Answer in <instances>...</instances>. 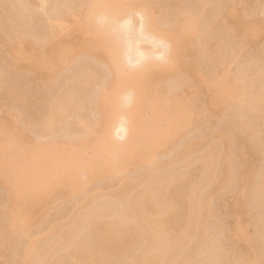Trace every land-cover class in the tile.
<instances>
[{"label": "rangeland", "instance_id": "obj_1", "mask_svg": "<svg viewBox=\"0 0 264 264\" xmlns=\"http://www.w3.org/2000/svg\"><path fill=\"white\" fill-rule=\"evenodd\" d=\"M29 1L30 8L28 10V16L30 14L32 20L27 19L25 20L27 21L26 23H20L21 21L18 23L16 16L13 17L17 12H15V10L18 9V7L17 9L15 7L17 3L13 2V0H0V115L3 116L4 126L8 128V131L4 134L6 139L5 146L14 143L17 147L31 148L35 145L36 141L45 143L50 140H55V142L58 141L57 143L49 144L41 151L42 157L40 161L43 163L47 158L59 156V154L55 152H60V141L74 142V146L75 143L79 144L83 139L89 136V126L96 122L99 117V114L97 116V108L94 102L95 96L100 88L109 85L111 81L109 80L110 76L112 79L114 78L108 73L110 71L107 70L108 68H106L103 63L89 54L78 53V47H72L73 44L77 45V38L83 36L85 39V37L87 38L88 36L78 29V24L81 19L86 16L85 14L89 5L92 3H100L103 0ZM106 1L109 7H113L116 3L120 2L135 4L134 10H131V14L128 13L127 15L130 14V16L136 19H132V21H135L134 23H136L137 26L144 24L145 12L147 14L145 17L147 18L146 21H149L153 17L149 23L152 25L153 22H160L159 25L161 24L160 26H163V28H173L172 26L177 22V17L180 16L181 12L183 14L182 16H184V13L185 15H190L189 17H192L191 20L194 21V24L192 23L195 27V29L193 28L194 32L188 33V35L186 34V38H189V41L191 40V45L189 44V46L190 49H192L191 54H186V57L184 53L181 54V51H179L180 55L179 52L175 51L162 54L165 48L163 43L166 41L162 40L163 42H161L160 40L159 42L160 36L156 37L155 35V37L152 38L149 34H146L142 36L143 39L141 37L142 41L139 40L140 43H138L143 52L150 51V53L153 54L152 57L155 58V61L153 60L154 62L160 61L166 55L169 60L166 62V69H169V72H167L169 74L167 75L171 77H169L167 81L160 79L162 82L159 81L154 84L153 87L150 86L151 84L148 85V87H152L149 91L150 94L153 95L152 100L140 106L142 113L138 114L139 119L141 116H143V119L152 118L153 116L158 117V121L160 122L159 126L161 128V139L155 143L154 141L157 137L144 134L140 127L132 128L136 133L133 132V140L123 141L124 145L120 152L118 163L115 165V163L113 164L111 162H97L94 164L92 170L88 169L91 156L89 151L83 152L74 158L72 151L73 146H65L64 149L66 151L71 148L69 150L70 153L64 152L67 154L63 161V167L58 173L64 172L61 174L64 180H68V178L71 177L76 187L71 190L66 181L53 178L50 185L44 189L41 207L32 211L31 216L25 222L23 228H19L20 226L17 225H13L12 227L4 226L8 225L6 224V213H3L6 209L5 207L7 204L5 203L8 197L6 196L7 191L5 187L0 184V225L2 226V230L4 228L3 231L0 230L3 233H0V264H34L33 262L38 258V254L35 250L37 244L40 245L41 243H45L43 246L45 250L47 248L50 250L51 247L48 246L50 242L47 241V239L52 234V228L54 226L59 227L64 225L67 227L70 222H77L78 219L82 217L80 211L84 206L90 207L93 205L98 207L99 204H101L100 201L103 202L111 198L112 195L116 193L119 194V191H122L125 187H136L139 189L148 188V193L150 195L154 193L157 194L158 186L156 180H162L171 174L173 171L172 169H174L172 165H174V162H178V154L181 153L191 141L200 139L203 140V144L206 141V145L209 139L211 140L209 142L212 145H205L208 147L207 149L211 148L213 143L218 145L223 144L222 147L224 152L222 150H220V152L218 151L219 153L216 155V161L218 162L219 159H224L226 155L228 156V153L230 154V157H227L228 163L231 161L230 164L232 166L230 170V180L227 184L222 182L219 187L213 188L211 185L208 186V188L204 186L205 189H208L205 190L201 187L202 184L204 185V176L201 174L202 167H200L201 163L203 164L205 161L199 162V160H196V162H194L191 156V158L188 157V159L190 158L188 161H193L192 164H194L193 166L191 165L192 167L190 168V171L191 169L192 171L194 170L193 174L192 171L190 172V176H192L191 179H193V182L196 180L197 183L195 184H200L199 187L203 188L202 190L200 189L201 191L199 192H202L200 195L202 199H204L205 205L203 204L200 208L204 214L203 224L204 230H206L204 232L205 235L204 233L202 234L203 230H201L202 232L199 231L200 229L197 230V232H200V234L198 233L199 236L195 238L196 244L198 240H200L198 246L196 244L192 245L195 242H188L186 246H184L185 244L181 245L182 256L179 259L180 261L178 260L177 262L179 264H198L200 262V264H209L211 260V264H240V262L248 261V258H257V260L259 259L258 264H264V187L259 189V182L261 179V174L259 173H261L263 169L262 166L264 165V101L259 105L261 107L263 106L261 109L257 106L258 104H253V106H251V103L249 105V102H246L245 105L242 102L240 104L244 95L242 91L246 92V90L249 91L251 89V93L252 88L254 90H261V88H264V86L262 87V84L259 83L264 77V0H211L212 2L210 0H208L209 2L206 0ZM147 2L151 3L147 4ZM76 6H78L79 11L74 16L73 20L71 19L67 22L65 29L61 34L59 33L60 35L56 38L62 43V48L59 50L60 52L57 51L59 52V56L69 54V57L63 62L56 61V65L58 67L60 66L61 69L53 77V81L50 84L39 83L40 81L37 82L34 80L28 65L31 60L37 59L36 56L41 57L43 56L42 54L47 51L45 41L49 34L47 27L49 24L48 22H52L56 16L59 14L62 15L64 12L67 13L69 9ZM230 6L234 8V13L237 14L238 17L249 22L252 32L256 31L251 39L248 40L243 32H240L243 36L242 34L240 35L235 31L234 27L232 28V26L225 21V14L227 13L226 11L230 10ZM141 14L144 16L141 17ZM150 16L151 18H149ZM134 23L131 25L133 28L127 27L124 29L126 26L123 27L122 24L118 27L121 30L124 29L122 32L123 35H125L126 32L128 33L126 29L130 31V29L136 27ZM141 27L143 28V26H140V28ZM138 28L139 27L135 28L137 30H134L138 32ZM119 31L118 34L120 33ZM135 31L128 33V36L125 35V38H129V35H131L133 39L135 34L138 35ZM236 32V36L238 35L237 38L234 34ZM141 35L142 34H139L138 38H140L139 36ZM16 36H21L23 38L28 37L32 42L31 44L25 45L26 48L24 46L20 52L9 53L7 49L8 45L11 43L9 41H11L13 37L16 38ZM116 36L118 39L119 36ZM232 36L235 39H232ZM131 37L126 41H130ZM152 39L156 41L155 44V41ZM128 53L131 55L129 59L132 61V63L126 66V69L129 70L131 67H134V65H137L138 61L136 62V60L142 54H138L140 56L131 54L133 53L131 49L128 50ZM179 59H181V61L185 59L186 62H194L199 71L196 72V79H192L190 73L188 74L180 68ZM84 67L87 70L88 68L90 70L92 69L91 71L97 73L98 79L93 85L90 87L88 86V91L85 90L86 93L81 95L83 97L81 98L82 103L80 99L78 103L79 108H75L77 113L70 115L67 119L53 126L46 127L44 118H46L48 114L49 98L55 95V93H58L57 91L63 86H70L68 84L73 83L76 77L78 79L82 75V71L84 72ZM199 75L201 77H199ZM211 78H214L219 84H215L216 86H214V88L212 87L210 89L211 91H209L208 88L206 89L203 87H205L204 84H206V81H209L208 79ZM245 80H247V83ZM248 80L252 81V83ZM247 84H250L249 87L252 86V88H249ZM227 85L230 86L232 92L230 96L218 95L217 92L228 87ZM244 85H246L245 88ZM201 88L204 89H202V93L203 91L205 93V90L206 93H208L206 97L212 93L210 95L211 97L214 96L219 99L216 108L214 103H211L214 107L208 103V105L204 104L207 102L208 98L205 97L206 93H201ZM138 90L141 92L143 87L138 86ZM207 90L211 93L207 92ZM195 91L200 92L196 95L193 94ZM253 91L252 93L256 92V90ZM175 93L182 94L181 98H183L185 101L184 103L187 102V104L183 103L176 112H172L169 103L171 101H169V99H171L172 95ZM126 94L127 93H124L122 95L124 100ZM191 95L198 97L191 99L193 100L190 102L192 104H189L188 100L193 98L190 97ZM183 96L189 98L186 99ZM130 104L131 103L121 105L123 116L128 114ZM238 104L240 106H238ZM186 105H188L189 108ZM247 105L250 109L247 108ZM242 107L243 109L241 110L240 108ZM245 107L247 111L253 109L251 111L255 114L251 111L248 113L244 111L246 110ZM257 108L261 110V115H258L260 114L259 111L256 113L258 110ZM254 109H256V111ZM81 120L86 122V124H84L85 126L82 125L83 123L81 124ZM120 122L127 123L133 127L132 121L129 122L122 118ZM253 124L254 126L256 125L255 127L253 126L254 128L252 127L249 129V127H247V130L240 131V129H244L246 125L251 126ZM237 125L242 126H240L239 129ZM235 132L242 133V135L238 133L240 139H238L239 135L237 134L238 136H236ZM233 134L237 137L236 139ZM229 136L231 140L234 139V142L230 140V145L225 143L226 138L228 137L227 139H229ZM120 137V135L117 136L116 134L118 140H122V137ZM223 138L225 141H223ZM221 140L225 144L221 143ZM206 147H204L202 151H204ZM219 147L222 148L221 146ZM227 150H229L228 153ZM206 151L208 150H205L203 153H206ZM220 153L221 155L226 153V155L224 154L219 158L218 156ZM220 166H222V164ZM247 167L251 175H249L247 180H243L241 171L245 170ZM39 169L40 166L35 167V170ZM219 170L221 171V169ZM220 173H218V176ZM221 177L222 176H220V178ZM187 182L188 181L184 184L187 187L184 186L186 188L184 189L185 193L181 195L182 197L180 196L181 198L178 197V199H173L172 202L169 201V205L176 208V211L179 212L175 213L174 218L176 220L178 219V223H180L179 226H182L183 229H185L187 223L184 224L183 221H185V219L182 217L188 212L190 213L191 210L188 199L189 196L185 194H189L188 191L191 192L190 189H192V185L188 182L189 187ZM114 199L115 202H113ZM126 199L127 198H125V200L124 198H111L114 204L120 202L119 204L121 206L122 203L123 206H125L124 203L127 201ZM32 200V194L27 193L24 197L25 207L31 210L34 204ZM93 202L94 204H92ZM236 210L240 212V221L245 228V236L243 238L235 237L232 233L233 231H231L233 230L231 227L233 226L234 220H236L235 217H237ZM97 216L98 217L94 215V217H90L89 222H81V229L84 232H81L83 233L81 237H83L78 239L85 240L83 242L88 240L89 242V240H91V235L93 238L91 231L95 230L94 227H99L108 219L105 216ZM179 216L181 217L179 218ZM171 219H173V217L169 218L167 222L169 225L176 223L175 219H173L174 222H171L173 221ZM85 232L90 234V236L85 234ZM76 240L77 239H75L74 242ZM193 241L194 239H192V242ZM76 242L77 244H81L78 240ZM135 245L136 247L138 246L137 244ZM48 249L46 250L47 252ZM134 249L131 251L134 252ZM54 250L52 251V256L54 255L53 261L51 260L52 264H96L86 260L78 262L70 257V253L68 255V250L67 253L64 250L65 254L64 251L58 250L57 252L59 253H57ZM48 253L51 254L50 251ZM108 258L110 257L108 256ZM108 258L107 260L104 259L110 262ZM115 258L117 259V257ZM115 258L112 260H115ZM195 259H197V261H195ZM122 260L120 259V261ZM124 261L122 262L124 263ZM114 262L116 263V260ZM118 262L117 264H121V262ZM166 263L169 264L170 262L168 263L165 261L164 264ZM178 263L175 262L174 264Z\"/></svg>", "mask_w": 264, "mask_h": 264}, {"label": "bare ground", "instance_id": "obj_2", "mask_svg": "<svg viewBox=\"0 0 264 264\" xmlns=\"http://www.w3.org/2000/svg\"><path fill=\"white\" fill-rule=\"evenodd\" d=\"M206 1L209 2L208 0ZM13 2L17 3V6L14 3L16 9L18 7L17 10L14 9L15 12L16 11L17 12L13 16V17L16 16V18L18 19L17 20L18 23L19 21H21L20 23H23V22L26 23L27 21L25 20L27 19L32 20L30 14H29L30 18L28 16V13H29L28 10L30 8L29 0H13ZM148 3H151V2H147V4ZM135 6L136 5L135 4L133 5L132 3L120 2V3H116L113 7H109L106 0H103L100 3H96V4L92 3L89 5L87 9V12L85 14L86 16L83 19H81L80 23L78 24L79 25L78 29H80L81 32H84L85 35H88L89 37L87 36V38L85 37V39L83 36L77 38L76 40L77 45L73 44L72 47H78V50H79L78 53L89 54L93 56V58L103 63L106 66V68H108L107 70L110 71V72L108 71L107 72L110 73L112 77L114 78L112 79L109 74L110 76L109 80H111L109 85L107 86L103 85L104 87L100 88V90H98L99 92L97 91L98 93L96 92L97 94L95 96L94 102H95V107L97 108L96 109L97 116L99 114V117L96 122H94L93 124L89 126V133H88L89 136L88 137L83 139L79 144L75 143L74 146H73L74 142L60 141L59 144H61L63 147L60 145L59 146V148H61L60 152H55V153H58L59 156L54 157V158H47L42 163L40 161L42 157L41 151L49 144H54V143H57L58 141L55 142V140H50L49 142H46V143L36 141L35 145L31 148L21 147V146L17 147V145L14 143L8 146H5L4 144H6V139H5L4 134L5 132L8 131V128L4 126L3 116L0 115V184H2L5 187V190L7 191L6 196L8 197L5 203L7 205L6 207L4 206L6 208V209L4 208L6 212L5 210L3 211V213H6L5 217H7L6 219L7 223L6 221L5 223L8 224V225H4L5 227L6 226L12 227L13 225H17V226H20L19 228H23L27 219L31 216L32 211L34 209H39L41 207L42 202H43L42 197L44 195V189L50 185L53 178H59L60 181L63 179L62 178L63 176L61 174H63L64 172L63 173H58V172L63 167V163H64L63 161L66 157V154L68 152L70 153L69 150L71 149L70 148L68 151H66L64 149L65 146L67 147L73 146L72 151L74 154V158L83 152L89 151L91 156H90V160L88 163V169L92 170L94 167V164L97 162L99 163L111 162L113 164L115 163V165L118 163V158L120 157V152L122 151L123 145H124L123 141L133 140L134 138L133 132L134 133L136 132L133 131L132 128L140 127L142 128V131L144 134L157 137V139L154 141L155 143H157L161 139V128L159 126L160 122L158 121V117L153 116L152 118L143 119V116H141V118L139 119L138 114L142 113L140 106L147 104L150 100H152L153 95H151L149 91L154 86V84L158 83L159 81L163 79L164 81H167V79L171 77L167 75L169 74L167 73L169 72L168 71L169 69H166V62L169 60L166 57L167 55L166 56L164 55L165 57L162 58L164 60L161 59L160 61H158L159 63L157 61L154 62L155 58L152 57L153 54H151L150 51L149 52L145 51L146 53L143 52L142 49L139 47L138 43H140L139 40L142 41L141 37L145 36L146 34H149L152 38L155 37V35L156 37L160 36L159 42L160 40L161 42H163L162 40L166 41L165 42L166 44L163 43L165 48L162 54L169 53V52L171 53L174 51L175 52L181 51V54L184 53L186 57L187 55L191 54V50H192L190 49V46H189L191 40L189 41L188 40L189 38L188 39L186 38L187 37L186 34L188 35V33L194 32V29H195L193 25L194 21L191 20L192 17H189L190 15L189 16L187 14L185 15L184 12H183L184 16H182L183 14L181 12L180 16L177 17L178 18L177 22L172 26L173 28H163V26L162 27L160 26L161 24L159 25L160 22H153V24L151 25L149 23L150 20L153 19V17L151 18V16L149 17L151 19L150 20L148 19L149 21H146L147 18L145 17L147 14L145 12L144 14L145 16L141 14L142 15L141 17L144 16V24L140 25V26H143V28L142 27L140 28V26H137L136 23H134L135 21H132V19L134 20L135 18L130 16L131 14L130 11L134 10L133 8ZM229 8L230 10H228ZM229 8L227 9L228 11H226L227 13L226 14L224 13L226 15L225 21H227L232 26V28L234 27L235 31H237L240 35L242 34L240 32H243V34H245L244 36L248 38V40L251 39V37L255 34L256 31L255 32L251 31L249 22L241 19V17H238L237 14L234 13V8L232 6H230ZM78 11H79L78 6L73 7L72 9H69L67 13L64 12L65 13V14L63 13L64 15L59 14L60 16L59 15L56 16L52 22H48L49 24L47 27L49 31V34H48L49 36L47 35L48 38L45 41L46 46H47L46 48L47 51H45L44 54H42L43 56L41 57L36 56L37 59L31 60L28 65L29 70L32 72L31 74L33 75L34 80H36L37 82L40 81L39 83L42 82V83L50 84L53 81L52 80L53 77L61 69L60 66L58 67L56 65L57 64L56 61L63 62V61H66V59L69 57V54H64L62 56H59V52H60L59 50L62 48V45H61L62 43L61 41L59 42L56 38L65 29V25L67 24V22L71 19L73 20L74 16L77 14ZM128 13L130 14L127 15ZM132 23L136 25L134 29L139 27L138 32L135 31L137 29L135 30L130 29V31L129 29L128 30L126 29V31H128V33H132L135 31L136 33H138V35L139 34H142V35L139 36L140 38H138L137 34L135 35L133 34L135 36L133 39L131 35H129L131 39L130 41L128 40L129 41L128 42L126 40L129 39L130 37L127 39L125 38L126 37L125 35L128 36V33L126 32L127 33L126 34L124 32L125 35H123L122 31L127 27L133 28V26L131 27ZM120 24H122L123 27L124 26L126 27H124V29L121 30L119 28ZM118 31L120 32L119 34H118ZM237 32L234 33L235 36ZM116 35L119 36L118 39ZM237 37L238 35L236 36V38ZM95 38H96V41H95ZM184 38H186L187 40ZM233 38L234 37L232 36V39ZM9 42L11 43L8 45L7 49L9 53H13V52H20L21 49L25 45L31 44L32 41L28 37L23 38L21 36H16V38L13 37V39H11V41ZM155 43L156 41L154 42V44ZM129 49L133 51V53L131 54H137V55L142 54V55L141 56L138 55L140 57L136 55L138 57L136 62L138 61L139 64L137 63L136 66L134 65V67H131L128 70L126 69V66H128L129 63H132V61H130L131 59H129L130 58L129 56H131L129 54L131 51L128 53ZM179 55H180V52H179ZM168 58H169V55H168ZM179 62H180L179 63L180 68L183 71H186L188 74L190 73L191 74L190 76L192 77V79H196V72H199V71H198V67L194 64V62L193 63L188 62V61L186 62L185 59H183L182 61L181 59H179ZM83 70L84 72L82 71L81 73L82 75L80 77L78 76L79 77L78 79L76 77L75 78L76 80L73 83H71L70 81L72 85L68 84L70 86H63L64 87V88L62 87L63 89L60 88L59 91H57L58 93H55V95L52 94L53 96L51 95L52 97L49 98V101H48L49 110H47L48 114L46 115V118H44L46 127L53 126L59 123L60 121L67 119L70 115L77 113L75 111V108L76 109L79 108L78 103L80 102V99L83 98L81 95H83V93H86L85 90L88 91L87 90L88 86L90 87L91 85H93L94 82L97 81L98 79L96 75L97 73H95L94 71H91L92 69L90 70L88 68L87 70L84 67ZM246 70H247V67H246ZM199 77L201 76L199 75ZM208 80L209 81H206V84H204L205 87L203 88H206V89L208 88L209 91H211L210 89L212 87L214 88V86L219 84L216 82L214 78L213 79L211 78ZM246 81L247 80H245V82ZM260 81L261 82L259 83H261L263 87L264 77ZM250 82L252 83V81ZM250 84L249 85L247 84V86L249 87ZM148 85L152 87L150 88L148 87ZM138 86L143 87V90L141 92H140L141 89L138 90ZM227 86L228 87H225L224 89L218 91L217 94L225 95L226 97H229L230 93L232 92L230 90V86L229 85ZM245 87L246 85H244V88ZM203 88H201V93H202ZM249 88H252V86ZM262 89L264 88H261V90L258 89L259 91L255 89L256 92H254L255 90L252 88V91L254 90L253 91L254 93H252V91L250 93L251 89L249 91L246 90V92L242 91L244 95H243L242 101H240V104L242 102L245 105L246 102H249V105L250 103L252 104L251 106H253V104L255 105L258 104L257 106H259L262 103V101H264V90ZM208 90L207 92H209ZM195 92L193 94L197 95L198 92L200 91H197L196 93ZM124 93H127L125 96V100L122 98V95ZM205 93H206V90H205ZM205 93L203 91L202 94H205ZM207 94L208 93L205 94V97ZM210 95L206 97L208 98V100L207 102L205 101L206 103L204 104L206 105L209 104L212 107H214L213 104H211V103H214L215 108H216V106L218 105L219 99L214 96L213 98ZM200 96H203V95H200ZM181 97H182V94L175 93L172 95L171 99H169V101H171L169 103L171 105L172 112H176V110H178L181 107V105H183V103L185 102L183 98ZM190 97H193V98H190L189 99L190 101L188 100V103L192 104L190 102L193 101L191 99H194L195 95L193 96L191 95ZM197 97L198 96H196L195 98ZM188 98L189 97H187L186 99ZM81 103H82V99H81ZM127 103H131L129 110H128V114L126 116H123L122 115L123 109L121 108V105L127 104ZM184 104H187V102ZM186 106L189 108L188 105ZM238 106L240 105L238 104ZM262 107L259 106L260 109ZM247 108H248V105H247ZM240 109L242 110L243 107ZM254 110L256 111V109ZM244 111H247V109ZM250 111H247V113ZM258 111L260 112V114L258 115H261V110L258 109L256 113ZM249 114H252V113H249ZM122 118L129 122L132 121L133 127L127 123L120 122ZM81 121H80L81 124L83 123L82 125L86 124L84 120H81ZM240 126H238L237 128H239ZM253 126L254 124L251 126L246 125L244 129H240V128L239 129L240 131L241 130L244 131V130H247V127L251 129ZM118 131H119V134H118ZM235 133H236V136H238L239 134L242 135V133H239V132H235ZM248 133H251V132H248ZM116 134L117 136L120 135L122 137V140H118L116 138ZM233 136L235 137V139L237 138L234 134ZM227 138H226V141L229 140L228 142H226L224 138H223V141L229 144L231 140L230 136H229V139ZM4 139H5V142H4ZM238 139H240V135ZM202 141L203 140L201 139L197 141H191L188 145H186V147L181 151V153L178 154L179 155V158L177 160L178 162H176L177 164L174 162V165H172L174 166V169H172L173 170L172 173L162 180L155 178L157 179L156 184L158 186L157 194L154 193L153 195H150L148 193V188L139 189L136 187H131V188L125 187L123 188L122 191L121 190L119 191L120 192L119 194L116 193L114 194L115 196L112 195L111 197V198L116 197V199L124 198V200L125 198H127L126 199L127 203L126 202H125L126 204L124 203L125 206H123V203L121 206L119 204L120 202L118 203L119 205L117 203L114 204L113 202H115V199L112 202L111 198H109L103 202L100 201L101 204H99L98 207H95L93 205L90 207L84 206L80 211L82 217L78 219V221L82 219L81 221L79 222L77 221L74 223L70 222L71 224L69 223L70 225L69 224L68 226L66 225L67 227H65L64 225L63 226L61 225L59 227L54 226L52 228V234L47 239V241L50 242L48 243V246L51 247L52 250L51 248L50 250L48 248L47 249H48V252L49 251L51 252V254L48 253L46 251L47 249L45 250V248L43 247L45 243H41L40 245L37 244L36 247L34 244L36 253L38 254L37 255L38 258L33 263L34 264H52L51 260L54 259V255L52 256L53 254L52 251L54 249H57V250H54L56 252L58 250H61L62 252L65 250L66 253L68 250L69 251L68 255L70 253V257L72 259H75L78 262L86 260V261H92L96 264H117L118 261H119L118 263L121 262V264H164L165 261H167L168 263L170 262L169 264L171 263L174 264L175 262L178 263L177 261L182 256L181 255V251H182L181 245L185 244L184 246H186L188 242L194 243L195 238H197L196 236H199L200 232H202L201 230H203L202 234L206 230V229L204 230V224H203L204 214L201 211L202 209L200 208L203 204L205 205V203H204V199H202L200 195L202 192L200 193L199 191H201L204 188V186L208 187L212 185L213 188L219 187L222 182L227 184L230 180V170L232 169V166L230 164L231 161H229L228 163V158H227L228 156L230 157V154L228 153L229 150H227L228 156L226 155V153H224L226 157L225 158L223 157L224 159H221L222 161L220 159L218 162L216 161L217 159L216 155H218L220 150L223 151V147H222L223 144L221 143H224V142H222L221 140V143H220L221 145L213 143V146L207 149L208 147L206 146L208 144L212 145L209 142L211 140L209 139L207 145L205 144L207 143L206 141L204 144ZM231 141L234 142V139ZM219 146H221L222 148H220ZM204 147H206L205 150H208L206 151V153H203L205 150L202 151ZM64 152H67V153H64ZM221 153L218 156L219 158H221V156L224 155V154L221 155ZM190 156L192 157L194 162H196V160H199V162L205 161V163L203 164L201 163V166H200L202 167L201 174H203L204 176V181H203L204 185L203 184H202L203 186L201 185V187L203 188L199 187L200 184L199 185L195 184L197 183L196 180L195 182H193L192 181L193 179H191L192 176H190L191 175L190 172L192 171V169L190 171V168L194 164H192L193 161L192 162L188 161L191 158ZM188 157L190 158L188 159ZM221 164L222 166H220ZM36 166H40V169L35 170ZM263 166H262L263 168L262 171L260 170L261 173H259L261 174L260 175L261 179L259 178L260 179L259 189L264 187V167ZM219 169H221V171ZM193 171H192V174H193ZM219 171L222 173H220ZM218 173H220L219 176H218ZM249 175H251V173L248 167L245 170L241 171V177L243 180L244 179L247 180ZM220 176L222 177L220 178ZM64 181L67 182V185L71 188V190L76 187L75 186L76 184L74 183L71 177L68 178V180H64ZM186 181H188L192 185L191 186L192 189H190L189 183L187 182L189 186L188 188L191 190V192L188 191L189 194L187 193L185 194L189 196L187 197L189 199V204L191 206L189 207L191 210H190V213L188 212L187 214H185V216L182 215L183 216L182 218L185 219L186 221V222L183 221L184 224L187 223L186 224L187 226H185V229H183L182 226H181L182 228L179 226L180 223H178V219L176 220L174 218L175 213L178 211H176L177 210L176 208L169 205V201L172 202L173 199H178V197H180L181 195L185 193L184 189L187 186L184 184ZM27 193H30L33 196L32 201H34V204H33L32 210L30 208L25 207L26 204L24 202V197L26 196ZM92 204H94V202ZM237 212H236L237 217H235L236 220H234L233 226L231 223V226H232L231 228H233V230L231 231H233L232 233L233 235H235V237L243 238L245 236V228L243 227L240 221V216H241L240 212L238 213ZM94 215H96V217H98L97 215L105 216L108 219L105 218L107 219V221L104 222L99 227L98 226L97 228L94 227L95 230L93 229L94 231H91L92 233L90 232L91 234H93V238L91 235V240H89V242L88 240H86V242H83L85 240L78 239L81 237V235H83V233H81L83 231L81 229V222H84V223L89 222L90 217H94ZM177 215L176 217L178 218ZM172 217L173 219L176 220L175 221L176 223L172 224L169 222L170 224H172V225H169L167 222L169 221V218H172ZM180 217L181 216H179V218ZM171 222H174V220ZM0 228H1L0 229L1 231L4 230V228L2 230L1 225H0ZM198 229H200L199 230L200 232H197ZM1 231L0 233H2ZM85 234L87 233L85 232ZM87 235L90 236V234H87ZM75 239H77L78 242L80 240L79 243L81 244H77L76 242L77 240L75 241L76 242L75 244L74 242ZM192 239H194L193 242H192ZM199 242L200 240H198L197 244L195 242L192 245L196 244L198 246ZM135 244L138 245L137 247L139 250L137 249ZM131 246L134 247L135 249L132 248ZM133 249H134V252L131 251ZM65 251H64V254H65ZM106 256L107 258L108 256L110 257L108 258L110 262L106 261L107 260ZM115 257H117V259ZM183 257H184V254H183ZM114 258L116 260V263L114 262L115 260H112ZM120 259L122 261L125 260L124 263L120 261ZM248 259H249L248 261L243 260L245 262H242V263L240 262V264H258L259 259L258 260L257 258H254V259L248 258ZM105 261L108 263H106ZM195 261H197V259H195ZM210 261H209V264L212 263V261L211 262Z\"/></svg>", "mask_w": 264, "mask_h": 264}]
</instances>
